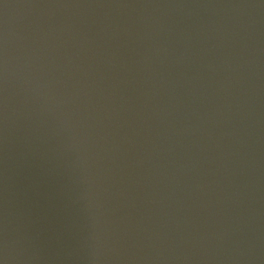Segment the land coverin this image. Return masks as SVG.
<instances>
[{"label": "water", "instance_id": "water-1", "mask_svg": "<svg viewBox=\"0 0 264 264\" xmlns=\"http://www.w3.org/2000/svg\"><path fill=\"white\" fill-rule=\"evenodd\" d=\"M0 264H264V0H0Z\"/></svg>", "mask_w": 264, "mask_h": 264}]
</instances>
